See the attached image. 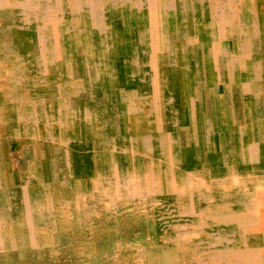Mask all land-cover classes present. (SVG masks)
<instances>
[{
    "label": "bare ground",
    "instance_id": "1",
    "mask_svg": "<svg viewBox=\"0 0 264 264\" xmlns=\"http://www.w3.org/2000/svg\"><path fill=\"white\" fill-rule=\"evenodd\" d=\"M87 260L264 264V0H0V264Z\"/></svg>",
    "mask_w": 264,
    "mask_h": 264
},
{
    "label": "rangeland",
    "instance_id": "2",
    "mask_svg": "<svg viewBox=\"0 0 264 264\" xmlns=\"http://www.w3.org/2000/svg\"><path fill=\"white\" fill-rule=\"evenodd\" d=\"M174 20H176V18H174ZM173 20V21H174ZM174 24H176V25H178L177 24V21H174V23H173V26H174ZM33 25L34 24H32L30 27H31V29H32V31H31V33L32 34H35V30H34V28H35V26L33 27ZM16 145H17V148H19L20 147V145H21V143H16ZM8 142H6V148H7V152H8V156H7V158H8V160H9V154H10V152H9V149H8ZM15 157V158H14ZM13 157V160H15L16 158H17V156L15 155ZM15 174H16V179H18V177H19V175H18V171H17V169L15 170ZM129 210H131V211H133V210H136V206H133V207H131V209H129ZM187 219V218H186ZM181 223H186V220L184 221V222H181ZM155 227H156V225L155 224H153V226L152 225H150V223L146 220V221H144V222H139V223H136L135 221H133V222H126V227H125V229H124V231L122 232V238L123 239H126L127 237L129 238V237H131V238H134L135 239V241L137 242V243H139V245L144 241V239L147 237L146 236V234H140L141 232H143L144 230H145V228H146V230L149 232V228H150V230H153L152 232H153V234L156 232V229H155ZM145 237V238H144ZM102 240H105L104 238H102ZM66 243H67V241H65ZM28 249H30L31 250V248L29 247ZM14 252V251H13ZM86 262H88V260L86 261ZM89 263V262H88ZM88 263H83V264H88ZM91 264H93L92 263V261L90 262ZM89 263V264H90Z\"/></svg>",
    "mask_w": 264,
    "mask_h": 264
}]
</instances>
